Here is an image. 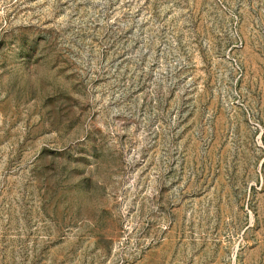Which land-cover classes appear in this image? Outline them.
<instances>
[{"label":"rangeland","instance_id":"rangeland-1","mask_svg":"<svg viewBox=\"0 0 264 264\" xmlns=\"http://www.w3.org/2000/svg\"><path fill=\"white\" fill-rule=\"evenodd\" d=\"M0 264H264V0H0Z\"/></svg>","mask_w":264,"mask_h":264}]
</instances>
